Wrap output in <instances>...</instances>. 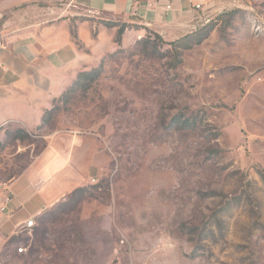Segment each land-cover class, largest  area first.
I'll return each mask as SVG.
<instances>
[{
    "label": "rangeland",
    "instance_id": "obj_1",
    "mask_svg": "<svg viewBox=\"0 0 264 264\" xmlns=\"http://www.w3.org/2000/svg\"><path fill=\"white\" fill-rule=\"evenodd\" d=\"M207 27L189 49L116 38L45 125L0 128V182L59 130L97 135L110 160L31 228L7 233L0 212V264H264V0H234L194 33Z\"/></svg>",
    "mask_w": 264,
    "mask_h": 264
},
{
    "label": "crops",
    "instance_id": "obj_2",
    "mask_svg": "<svg viewBox=\"0 0 264 264\" xmlns=\"http://www.w3.org/2000/svg\"><path fill=\"white\" fill-rule=\"evenodd\" d=\"M52 1L60 3L15 11L14 3L0 0V128L14 125L29 133L37 130L79 74L115 51L119 27H107L96 20L130 25L124 38H140L150 31L173 42L193 33L210 15L234 2ZM109 162L97 135L81 130L55 132L45 149L9 183L14 201L3 230L14 234L86 185Z\"/></svg>",
    "mask_w": 264,
    "mask_h": 264
},
{
    "label": "trees",
    "instance_id": "obj_3",
    "mask_svg": "<svg viewBox=\"0 0 264 264\" xmlns=\"http://www.w3.org/2000/svg\"><path fill=\"white\" fill-rule=\"evenodd\" d=\"M103 24L105 25V26H107V27H119V32H118V36H117V43H120V41H121V39H122V36L124 35V32H125V30L128 28V27H130V25H128V24H122V23H118V22H112V21H103ZM208 28L209 27H207V28H205L204 30H203V33L201 32L200 34H199V32H198V34L197 33H190V34H187L186 36H184L183 38H181V39H179V40H177V41H173V45L174 44H177V43H179L178 41H188V42H190V43H188L186 46H185V49H189V48H191L193 45H198V44H201L203 41H204V39H206L207 38V36H208ZM154 33V32H153ZM155 35H157V37H159V38H161V36H159L158 34H156V33H154ZM99 75H100V71L99 70H97V69H94V70H91V71H85V72H81L80 74H79V76H78V79H77V81L74 83V85L69 89V90H71L72 88H74V87H76V86H80L81 84H82V81H84V80H87V81H90V82H93V81H95L98 77H99ZM68 90V91H69ZM67 91V92H68ZM66 92V93H67ZM65 93V94H66ZM64 96V95H63ZM62 96V97H63ZM55 107H53L50 111H48L47 112V114L48 115H50V117L53 115V113H54V111H55ZM47 114H46V116H45V118H44V121H43V125H45L46 124V122H48L50 119L49 118H47ZM39 128H41V126L39 127ZM22 132H24V131H22ZM24 134H27L26 136H29L28 135V133H25L24 132ZM0 145H1V143H0Z\"/></svg>",
    "mask_w": 264,
    "mask_h": 264
},
{
    "label": "built area",
    "instance_id": "obj_4",
    "mask_svg": "<svg viewBox=\"0 0 264 264\" xmlns=\"http://www.w3.org/2000/svg\"><path fill=\"white\" fill-rule=\"evenodd\" d=\"M197 8H200V6H197ZM1 44L2 42L0 40V46ZM93 181L95 182L94 179ZM13 201H14V194L10 188V184L7 182H0V212L3 214H9ZM34 224H35L34 219H31L25 224H23L21 229L24 230L27 228H31L32 226H34ZM18 251L20 253H23L24 251H26V249L22 247V248H19Z\"/></svg>",
    "mask_w": 264,
    "mask_h": 264
}]
</instances>
